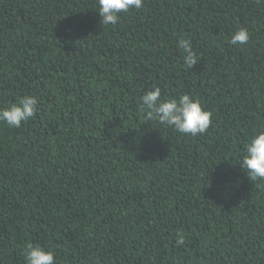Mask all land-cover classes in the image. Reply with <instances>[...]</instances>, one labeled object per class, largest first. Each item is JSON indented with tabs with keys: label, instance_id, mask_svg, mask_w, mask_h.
<instances>
[{
	"label": "trees",
	"instance_id": "trees-1",
	"mask_svg": "<svg viewBox=\"0 0 264 264\" xmlns=\"http://www.w3.org/2000/svg\"><path fill=\"white\" fill-rule=\"evenodd\" d=\"M95 5L0 0V108L38 100L21 127L0 123V264H25L27 242L56 264H264V181L236 164L264 120V5L144 0L106 28ZM240 27L249 41L231 45ZM153 86L197 98L209 129L147 120Z\"/></svg>",
	"mask_w": 264,
	"mask_h": 264
},
{
	"label": "clouds",
	"instance_id": "clouds-1",
	"mask_svg": "<svg viewBox=\"0 0 264 264\" xmlns=\"http://www.w3.org/2000/svg\"><path fill=\"white\" fill-rule=\"evenodd\" d=\"M143 3L144 0H96L95 10L99 15L101 25L106 28L116 26L121 13L142 9ZM256 3L264 5V0H256ZM249 38L248 29L240 27L231 34L229 43L243 46L248 43ZM176 48L180 51L185 69L197 63L198 54L193 49L191 39L181 38ZM137 110L145 114L147 120H156L190 137L204 134L212 123V113L203 108L197 98L188 93H181L177 97L162 98L161 89L158 86H153L139 97ZM37 111L36 96L24 94L18 96L15 102L7 107L0 108V123L9 128H19L22 122L26 123L34 118ZM236 164L251 180L264 181V120L259 122L254 134L248 137L242 149V155ZM206 179L208 180L207 176ZM186 238L185 232L177 231L176 246H184ZM23 254L25 264H56L54 252L39 243L27 242Z\"/></svg>",
	"mask_w": 264,
	"mask_h": 264
}]
</instances>
